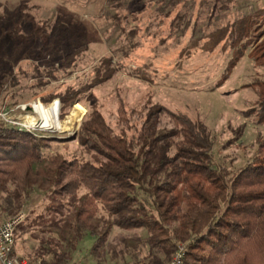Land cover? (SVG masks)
<instances>
[{"label": "trees", "instance_id": "trees-1", "mask_svg": "<svg viewBox=\"0 0 264 264\" xmlns=\"http://www.w3.org/2000/svg\"><path fill=\"white\" fill-rule=\"evenodd\" d=\"M107 1L121 10H126L127 4L141 8L150 3L154 14L162 17L180 2L181 9L169 21L175 30L180 20L183 24L188 21L192 3ZM10 15L16 16L2 31L4 36L22 41L35 37L44 50L42 56L57 64L38 67L33 76L39 78L43 73L53 78L74 63L71 53L63 55L59 45H52L46 27L34 21L26 6ZM262 16L264 6L248 10L208 33V40L215 44L225 40L232 49L226 72L246 45L250 46L248 54L253 62L264 69V36L259 41L248 37ZM112 17L122 29L112 53L98 59L86 80L45 94L57 97L58 102L55 98L45 102L59 104V119L87 91L122 69L113 54L125 57L137 47L136 34L132 36L130 29L127 32L118 16ZM26 26L30 28L24 33ZM256 87L258 98L248 112L253 113L257 124L264 125V74ZM53 109L56 111V106ZM142 110L137 125L127 117L125 128L115 131L96 106L90 107L70 137L76 139L86 157L47 152L49 142L55 139L0 123V213L10 216L31 193L40 195L39 211L27 213L16 226L13 242L19 231L31 229L46 234L43 251L51 254L49 262L66 264L67 251L74 250L85 233L94 237L91 252L97 255L110 228L117 226L145 232L126 242L138 247L129 253L131 264H167L179 247L182 256L177 264H264V133L251 156L231 171L212 161L213 141L200 120L160 105L143 106ZM47 112L50 123L54 122L51 110ZM160 112L168 115L171 128H158ZM126 128L132 130L129 135ZM143 247L145 254H141Z\"/></svg>", "mask_w": 264, "mask_h": 264}, {"label": "rangeland", "instance_id": "rangeland-1", "mask_svg": "<svg viewBox=\"0 0 264 264\" xmlns=\"http://www.w3.org/2000/svg\"><path fill=\"white\" fill-rule=\"evenodd\" d=\"M108 3L107 0H0V123L27 125L34 134L55 139L49 142L47 152L86 157L76 139L70 137L77 132L81 118L90 107L96 106L105 122L117 131L119 127L125 128L123 122L127 117L137 125L143 106L160 105L202 122L213 141L214 164L231 171L241 166L264 133V125L257 124L253 113L248 112L258 98L256 84L264 69L253 62L248 54L250 46L246 45L226 72L232 49L225 40L216 44L208 40V33L248 10L264 6V0H192L188 21L183 24L180 20L178 30L172 29L169 21L181 9L180 2L167 17L155 15L154 5L150 3L141 8L127 4L128 12L111 6L114 2ZM22 5L35 22L46 27L52 45H59L61 54L71 53L74 63L59 70L53 78L43 73L39 78L33 76L38 67L57 65L50 62V57L42 56L44 50L35 37L22 41L2 32L16 16L10 13ZM112 15L118 16L127 32L132 30V36L136 34L137 47L125 57L113 54L122 69L87 91L59 119V104L45 102L57 97L45 94L86 80L98 59L112 53L122 32ZM29 28L26 26L23 32ZM249 33L251 41L264 36L263 16ZM224 72L227 74L221 80ZM48 110L55 120L52 123ZM158 120V128L173 126L165 113L160 112ZM127 128L129 135L132 130ZM39 202V193L33 192L18 210L26 218L27 213L39 211ZM7 217L0 213V223ZM144 235V230L139 228L112 226L105 243L94 255L91 252L94 237L85 233L74 250L67 251L66 264H131L129 253L136 252L138 247L126 242ZM47 238L46 234L31 229L19 231L14 237L12 253L25 259L26 264H51V254L43 251ZM145 253L146 247L141 248V254Z\"/></svg>", "mask_w": 264, "mask_h": 264}, {"label": "built area", "instance_id": "built-area-1", "mask_svg": "<svg viewBox=\"0 0 264 264\" xmlns=\"http://www.w3.org/2000/svg\"><path fill=\"white\" fill-rule=\"evenodd\" d=\"M19 129L33 133L27 125L14 124ZM26 214L17 210L0 223V264H26V260L12 253L13 233L16 226L25 219ZM181 247L177 249L169 264H177L181 259Z\"/></svg>", "mask_w": 264, "mask_h": 264}, {"label": "bare ground", "instance_id": "bare-ground-1", "mask_svg": "<svg viewBox=\"0 0 264 264\" xmlns=\"http://www.w3.org/2000/svg\"><path fill=\"white\" fill-rule=\"evenodd\" d=\"M35 108H40L39 106L35 105ZM73 116V114H72ZM74 117V116H73ZM72 122V121H71ZM71 124V123H70ZM58 125V124H57ZM64 125V124H63ZM62 126V125H61ZM70 128V127H69ZM65 129V128H64Z\"/></svg>", "mask_w": 264, "mask_h": 264}, {"label": "crops", "instance_id": "crops-1", "mask_svg": "<svg viewBox=\"0 0 264 264\" xmlns=\"http://www.w3.org/2000/svg\"><path fill=\"white\" fill-rule=\"evenodd\" d=\"M73 114H74V112H73ZM73 116H75V115H73Z\"/></svg>", "mask_w": 264, "mask_h": 264}]
</instances>
